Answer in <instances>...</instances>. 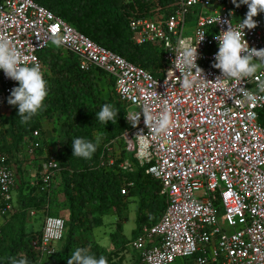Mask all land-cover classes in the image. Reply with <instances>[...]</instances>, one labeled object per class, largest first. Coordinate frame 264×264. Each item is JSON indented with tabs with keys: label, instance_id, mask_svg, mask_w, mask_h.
Returning <instances> with one entry per match:
<instances>
[{
	"label": "built area",
	"instance_id": "built-area-1",
	"mask_svg": "<svg viewBox=\"0 0 264 264\" xmlns=\"http://www.w3.org/2000/svg\"><path fill=\"white\" fill-rule=\"evenodd\" d=\"M172 7L166 18L129 19L134 44L150 43L162 50L166 67L159 78L94 42L34 0H0V40L7 39L26 63H38L43 73L39 53L58 41L78 57L82 70H101L114 79L117 98L126 108L128 128L120 138L105 144L101 166L115 164L113 151L122 140L125 151L145 168L146 176L159 182V193L166 199L160 220L143 225L129 244L142 264L181 260L186 264H264V126L258 121L264 109V93L258 91L264 82V65L252 78L238 81L217 79L222 78L220 71L212 66L218 50L214 36L227 30L225 21L242 28L239 21L248 9L233 6L232 0H176ZM190 16L196 28L185 36ZM253 19L257 26L244 29L245 39L249 47L261 50L264 12ZM181 41L190 48L198 45L197 65L191 71L195 79L189 89L181 86V74L174 67ZM15 86L17 82L0 71V115ZM245 93L254 99H246ZM142 110L153 116L167 111L170 126L164 132L149 128ZM137 113L141 115L133 126L127 115ZM41 148L40 142L32 143L26 154L33 157ZM129 161L128 157L120 162L119 168L133 171ZM58 172L55 153L47 151L40 166L39 189L48 191ZM16 185L17 174L0 153L3 216L15 211ZM133 186V182H125L121 195H127ZM29 215L35 216V212ZM65 232L63 218L45 216L40 237L31 243L38 264L57 254Z\"/></svg>",
	"mask_w": 264,
	"mask_h": 264
},
{
	"label": "trees",
	"instance_id": "trees-1",
	"mask_svg": "<svg viewBox=\"0 0 264 264\" xmlns=\"http://www.w3.org/2000/svg\"><path fill=\"white\" fill-rule=\"evenodd\" d=\"M34 1L61 17L96 43L150 71L155 77L162 76L163 69L166 67L162 50L150 43L134 44L129 29V19L138 16L150 18L156 11V7H159L157 11L163 13L161 16L166 18L173 12L172 5L176 0ZM242 6L248 9L247 5ZM39 58L44 67V78L49 86V95L44 102L43 110L26 123L20 122L16 107L8 116L0 115V153L9 155L14 150H16L15 153L19 152L27 142L26 136L41 132L44 121L55 120V117L62 120L65 142L57 153L54 152L59 164V172L48 191L39 189L38 179L32 187L34 197L21 196L20 213L12 214L7 228L3 231L0 228L2 234L0 264H10L11 258L20 256L25 257L29 264H38V258L31 248V243L40 237L41 231L33 234L26 232L27 218L32 209H36L42 216L60 217L59 213L62 209L69 214V217H66L68 218L65 221L66 232L59 243V251L56 255L45 258L42 264H67V258L76 248H86L96 257L103 255L108 264H124V253L132 252L136 257L133 264H142L139 253L128 244L138 237L145 222L150 219L151 222L146 225H154L160 220L166 209V199L159 193V182L147 177L145 168L139 167L136 161L133 164L135 166L133 171L119 168V163L125 158L124 151L120 160L115 159L113 166H101L105 144L120 138L128 128L125 119L126 108L117 98L114 79L101 70H82L78 57L58 45L43 49L39 53ZM103 77L110 80L109 86H102ZM105 103L111 104L120 112L116 124L109 122L105 126L95 119V112ZM258 121L264 126V109L260 111ZM74 137L89 140L100 138L97 150L91 159L85 160L72 156L70 143ZM118 142H121L124 149V142L122 140ZM42 149L44 148L42 147L39 151ZM58 178L60 182H57ZM130 181L134 183V186L129 189L127 195H121L125 182ZM130 197L139 199L138 211L141 219H136L137 226L133 230L132 239L130 242L127 241V244L122 235V219L127 216V213H124L127 203L125 200ZM88 204L97 206L94 209L95 212H92L97 217L95 219L97 225L102 223L101 217L111 210L119 215L117 230L111 234L115 246L113 252H108L98 243L89 246L86 245L87 243L76 244L78 230L82 231L81 228L88 222V218L83 219L86 217L84 210ZM59 254L64 257L59 258ZM176 264H186V261L181 260Z\"/></svg>",
	"mask_w": 264,
	"mask_h": 264
},
{
	"label": "clouds",
	"instance_id": "clouds-1",
	"mask_svg": "<svg viewBox=\"0 0 264 264\" xmlns=\"http://www.w3.org/2000/svg\"><path fill=\"white\" fill-rule=\"evenodd\" d=\"M232 2L236 7L247 5L248 12L245 18L239 21L242 28L238 29L230 22L225 21L228 23L227 30H221L214 36L218 42V50L215 53L212 66L220 71L222 78L217 79L224 81L252 78L257 69L264 65V49L257 50L249 47L244 33L245 28L253 29L257 26L253 17L264 12V0H232ZM54 42L58 43V41ZM197 46L190 48L184 46L181 41L176 55L177 64H174V67L181 74L180 84L185 89L191 88L194 83L195 78L191 76V71L193 65H197ZM198 69L200 68L198 67ZM0 71H3L6 78L17 82V86L10 91L7 103L17 108V117L21 123L30 121L43 110L44 102L49 95L48 82L44 78L40 65L35 62L26 63L20 50L7 39H3L0 40ZM258 91L264 93V82L258 85ZM245 98L252 100L254 96L245 93ZM141 112L145 118V124L149 128L155 127L157 131L164 132L170 126L167 111L162 112L159 116H153L146 110ZM119 113L111 104L105 103L95 112V119L105 126L109 122L116 124ZM140 115L141 113H137L135 116L127 115V117L135 126ZM99 142V137H96L95 140L74 137L70 143L72 156L85 160L91 159ZM10 264H29V261L20 256L11 258ZM67 264H108V262L103 255L96 257L90 254L86 248H76L67 258Z\"/></svg>",
	"mask_w": 264,
	"mask_h": 264
},
{
	"label": "rangeland",
	"instance_id": "rangeland-1",
	"mask_svg": "<svg viewBox=\"0 0 264 264\" xmlns=\"http://www.w3.org/2000/svg\"><path fill=\"white\" fill-rule=\"evenodd\" d=\"M159 9V7H156V11L154 12V14L150 17L151 19H158L161 16V14L159 11H157ZM207 13H210V10H206ZM192 16L189 17V21L186 24V30H185V36H188L192 33H194L195 31V23L194 21L191 20ZM60 46L59 44H57L56 42H50L49 43V47H53V46ZM259 69V68H258ZM257 69V70H258ZM109 79L107 77H103L102 79V86L106 87L109 86ZM130 111L133 110V107H129L128 108ZM1 117V116H0ZM44 126L42 128L41 132H38L37 134H33V135H29L26 136V140H27V146H29L32 143L35 142H40L42 144V147L46 150L52 151V152H58L59 148L63 146L64 142H65V137H64V133L62 132L63 130V126H62V120L57 119L55 117V120H48V121H44ZM56 138V139H55ZM58 146L57 148H55L54 146ZM115 152L113 153V157L115 159H121V155L124 151V161L127 160V158H130V163L132 164V168H134L135 166L133 164H135V160L132 159V157H130V155L123 149V146L121 144V142H118L117 145L115 146ZM38 153V152H37ZM35 154V156H39L40 153ZM25 157H27V155H25ZM30 156H28L29 158ZM35 160H37V158H35ZM40 160V159H38ZM27 162H32V160L29 158ZM36 162V161H34ZM33 162V163H34ZM38 176H39V172H38ZM57 182H60V178H58ZM139 200V199H138ZM138 200L136 199H131V201L126 200V209L124 211V213H127L126 216V220L125 222L122 224L123 226V234L124 236L127 238H125V242L127 243L130 242V240L132 239V233L133 230L136 228L137 224H136V219L140 218L141 219V214L138 211ZM95 208H97L96 205L93 204H88L84 210V212H86V217H83V219H87L88 218V222L85 224L84 227H82L81 229H83L82 231L78 230V234H76V244H81V243H85V241L93 239L94 241L107 246L110 242H111V233H113L114 231L117 230V225H118V220H119V215L116 213H110L106 216H104L103 218V223L100 226L97 227H93V229L90 231V226L94 225V223L96 222L95 219L97 217H95V215L93 214L95 212ZM34 212L36 211L37 214L38 211L36 209H32ZM90 210L91 213H90ZM21 211V208L18 209L17 212H14L13 214H19ZM63 211L65 210H60L59 216L61 218H63L65 221H67L68 218H66L63 214ZM31 212V210H30ZM147 212V211H146ZM89 213L91 214L89 216ZM42 215V214H41ZM36 216V214H35ZM35 216H30L29 218H35ZM41 219L37 218V222L41 223L43 217L45 218V216H40ZM95 217V218H94ZM17 218V217H16ZM39 219V220H38ZM143 220V219H142ZM33 221V220H32ZM151 221L150 219L145 222L146 224H149ZM145 224V225H146ZM42 227V226H41ZM11 230V229H10ZM15 230V229H14ZM41 228L39 229L38 232H40ZM230 232V230H229ZM87 233V234H86ZM90 244H92L91 242L87 243L86 245L89 246ZM128 244V243H127ZM126 244V245H127ZM129 245V244H128ZM59 251V248H58ZM135 255V254H134ZM133 255L132 252H125L124 253V264H133L136 260V257ZM64 256L59 254V258H63Z\"/></svg>",
	"mask_w": 264,
	"mask_h": 264
},
{
	"label": "crops",
	"instance_id": "crops-1",
	"mask_svg": "<svg viewBox=\"0 0 264 264\" xmlns=\"http://www.w3.org/2000/svg\"><path fill=\"white\" fill-rule=\"evenodd\" d=\"M14 108H15V106L9 105L7 103L4 106V108H3L1 116H4V115L8 116L13 111ZM0 128H1V126H0ZM25 140H26V137H25ZM54 147L57 148L58 146H56V144H55ZM26 149H27V142L20 148L19 152L15 153L16 150H14L13 151L14 153L11 152L12 154H9V155H5V153H1V154L6 156L7 165L11 166L13 168V170H15V172L17 174V185H16L15 189L13 190L14 207H15V211L14 212H17L18 209L21 208V200H22L21 196H23L24 198H28V197H31V196L34 197V193L32 192L33 191L32 187H33L34 184H36V181L39 179L38 172L40 171V166H41V163L44 160L45 153L48 151L46 149H42L41 151L38 152V153H40L39 156L29 157L32 160V162H27L29 158H28V156L25 157V155H27L26 154ZM7 158H8L9 161L7 160ZM35 158H37V160H35ZM38 159H40V160H38ZM34 161H36V162H34ZM131 199H134V198L130 197L128 200L131 201ZM61 200H62V197H61ZM0 207H1V199H0ZM31 211H33V210H31ZM110 213L116 214L114 210H111L110 212L105 213L101 217L102 223H103L104 216H106V215H108ZM35 214H36V216H35L34 219L33 218H29L30 215L27 218V226H26V232L27 233H32V234L36 233V232L39 231L40 228L42 230L41 226H43L44 217H43L41 223H38L37 222V218L41 219L40 216H42V215L41 214H37L36 211H35ZM63 214H64L65 217H69V214L67 213V211H63ZM90 215L91 214L89 213V216ZM11 217H12V214H9V216H3V215L0 214V228L2 229V231L5 228H7V225L11 221ZM95 217H96V215H95ZM99 217H100V215H99ZM125 220H126V218L122 219V224L125 222ZM118 222H119V220H118ZM100 225H97V222H95L94 225H91L89 229L91 231L93 229V227H97V226H100ZM122 230H123V227H122ZM122 235L124 236L123 233H122ZM89 242H91L92 244L93 243H98V242L94 241L93 239L85 241V243H89ZM98 244L101 245L102 247H104L108 252H113L114 249H115V246H114V243H113L112 239H111V242L107 246L102 245L100 243H98ZM76 247H74V248H76ZM58 248H59V246H58Z\"/></svg>",
	"mask_w": 264,
	"mask_h": 264
}]
</instances>
